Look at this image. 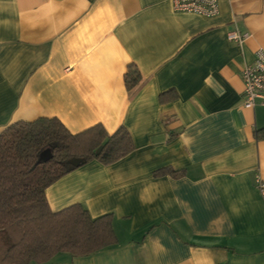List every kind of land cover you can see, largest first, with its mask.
I'll use <instances>...</instances> for the list:
<instances>
[{"label": "crops", "instance_id": "crops-1", "mask_svg": "<svg viewBox=\"0 0 264 264\" xmlns=\"http://www.w3.org/2000/svg\"><path fill=\"white\" fill-rule=\"evenodd\" d=\"M219 9L207 18L171 0H0V134L56 118L72 134L125 127L135 147L46 190L54 213L111 214L118 238L47 264H264V107H244L242 79L264 50V0ZM231 31L248 37L230 41ZM128 76H140L133 89ZM166 168L183 175L155 176Z\"/></svg>", "mask_w": 264, "mask_h": 264}, {"label": "trees", "instance_id": "trees-1", "mask_svg": "<svg viewBox=\"0 0 264 264\" xmlns=\"http://www.w3.org/2000/svg\"><path fill=\"white\" fill-rule=\"evenodd\" d=\"M139 81L128 76L125 84L133 89ZM257 137L264 138V129ZM47 149L53 159L46 163L40 155ZM134 149L125 127L112 135L102 125L72 134L56 118L8 126L0 134V264H47L59 254L82 258L116 246L111 214L94 219L80 204L54 213L46 190L80 168L68 164L71 159L111 165ZM166 174L183 172L166 168L155 176Z\"/></svg>", "mask_w": 264, "mask_h": 264}, {"label": "built area", "instance_id": "built-area-1", "mask_svg": "<svg viewBox=\"0 0 264 264\" xmlns=\"http://www.w3.org/2000/svg\"><path fill=\"white\" fill-rule=\"evenodd\" d=\"M174 11L180 13L196 14L201 17H213L219 14L220 2L224 0H171ZM231 1V0H229ZM248 34H240L238 31H231L230 41L243 43ZM244 81V107H264V50L256 52L255 62L242 72ZM258 187L264 191V183L258 181Z\"/></svg>", "mask_w": 264, "mask_h": 264}, {"label": "water", "instance_id": "water-1", "mask_svg": "<svg viewBox=\"0 0 264 264\" xmlns=\"http://www.w3.org/2000/svg\"><path fill=\"white\" fill-rule=\"evenodd\" d=\"M102 146L97 150V153L99 154L101 151H102ZM51 159H53V153L51 151V149H47L45 150L44 152L41 153L40 155V160L42 162H49ZM84 160L82 159H78V158H74V159H71L68 162V164L72 165V166H75V167H81L84 165Z\"/></svg>", "mask_w": 264, "mask_h": 264}]
</instances>
